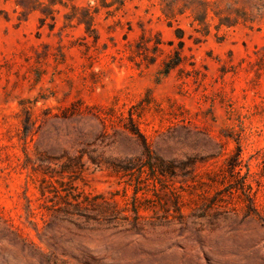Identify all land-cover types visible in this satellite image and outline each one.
<instances>
[{
	"label": "rangeland",
	"instance_id": "1",
	"mask_svg": "<svg viewBox=\"0 0 264 264\" xmlns=\"http://www.w3.org/2000/svg\"><path fill=\"white\" fill-rule=\"evenodd\" d=\"M40 1L0 0V264H264V0H127L113 12L64 0L49 15ZM203 2L206 30L192 12ZM74 6L91 8L94 34L69 19ZM75 110L83 121L63 120ZM109 111H133L173 170L135 193L85 155L62 179L78 127L97 131L93 113ZM110 141L94 148L134 151Z\"/></svg>",
	"mask_w": 264,
	"mask_h": 264
},
{
	"label": "trees",
	"instance_id": "2",
	"mask_svg": "<svg viewBox=\"0 0 264 264\" xmlns=\"http://www.w3.org/2000/svg\"><path fill=\"white\" fill-rule=\"evenodd\" d=\"M27 1L26 4L21 6L30 11H34L42 8V3L40 0H22ZM98 4L99 9H106L108 12H113L124 6L127 0H93ZM60 4L66 6L64 0H49V3L45 5L44 10H46V15L52 13V7ZM188 9L185 7L184 10ZM208 8L207 3L203 2L200 4L198 10L192 9L194 22H197L205 30L208 27L206 20L208 18ZM70 20L76 19L79 24L85 25L86 32L94 34L93 29V15L91 8L80 9L73 7L72 13L69 15ZM238 19H220V25L232 26L236 24ZM181 62V55L177 53L174 59L165 63V72H170L172 69L179 66ZM258 69H264V58H261L257 63ZM78 115L80 117L79 122L83 121L85 113L82 111H74L71 115H63L64 121H71L73 116ZM114 111L109 112H97L93 113V118L98 121L97 131L93 129H86L84 126L78 127V155L75 157L68 158V161L63 163L62 171L58 172L62 179L68 178L72 183V177L76 176L80 172L86 162H84L85 155L89 156V161L96 165L106 164L108 168L120 175L121 177L128 176L131 181L135 180L138 186V189L135 190L137 193L141 189V185L146 177L150 176L153 179L160 178L167 173L173 170L171 161L165 160L163 157L158 155L151 147L147 137L142 132L137 120L135 119V113L129 111V115L126 117L121 115L118 120L115 119ZM55 117H60L55 115ZM108 124L115 129V134L109 136L108 134ZM120 128V129H119ZM100 139H111L108 145L122 144L129 148H133L132 153H125L122 157H104V151H98L94 148L96 142ZM38 160L42 163H51L52 157L48 155L47 151L39 149V146L36 147ZM238 159V158H237ZM57 160H60L57 158ZM27 161L31 162L32 159L27 156ZM235 169L237 165L233 163ZM51 167H48V170ZM63 182V181H62ZM237 188V187H236ZM70 189L77 190L76 186L71 185ZM240 189L246 192L245 184L240 187ZM43 192V190H42ZM74 200L77 202V205L83 204L89 201V197L85 196L82 198V192L77 195H73ZM98 198V197H97Z\"/></svg>",
	"mask_w": 264,
	"mask_h": 264
}]
</instances>
